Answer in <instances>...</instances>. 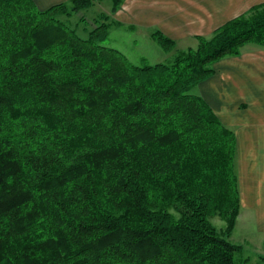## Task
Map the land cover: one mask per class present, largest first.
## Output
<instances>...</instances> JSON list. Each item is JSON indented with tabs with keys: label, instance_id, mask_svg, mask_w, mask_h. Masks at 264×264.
<instances>
[{
	"label": "trees",
	"instance_id": "trees-1",
	"mask_svg": "<svg viewBox=\"0 0 264 264\" xmlns=\"http://www.w3.org/2000/svg\"><path fill=\"white\" fill-rule=\"evenodd\" d=\"M99 1L0 0V264H242L237 139L193 89L264 48V4L136 66L69 23Z\"/></svg>",
	"mask_w": 264,
	"mask_h": 264
},
{
	"label": "crops",
	"instance_id": "crops-1",
	"mask_svg": "<svg viewBox=\"0 0 264 264\" xmlns=\"http://www.w3.org/2000/svg\"><path fill=\"white\" fill-rule=\"evenodd\" d=\"M69 1L34 0L40 10ZM262 4L264 0H126L113 20L134 26L152 44V35L162 33L175 42L177 54L196 49L200 38H211ZM212 68L213 75L194 94L237 139L241 210L231 239L237 229H244L242 264H264V48L247 44L240 56L221 59Z\"/></svg>",
	"mask_w": 264,
	"mask_h": 264
},
{
	"label": "rangeland",
	"instance_id": "rangeland-1",
	"mask_svg": "<svg viewBox=\"0 0 264 264\" xmlns=\"http://www.w3.org/2000/svg\"><path fill=\"white\" fill-rule=\"evenodd\" d=\"M122 6L120 8H122ZM110 7L111 4L108 0L93 3L91 8L83 9L79 12L80 14L77 13L70 18L69 23L74 26V28L77 29V33L83 37L94 27L91 23L97 22L99 24L105 22L109 24L108 40L104 45L120 51L136 66H141L143 64L151 66L169 64L173 60L176 54L175 52H177L175 48L167 51L157 42H153L152 44L149 39H141L139 36L141 32L134 26L124 25L117 20H113V17L117 15L116 13L120 9L113 13ZM82 16H84V20H82ZM195 88L193 91H195ZM235 164L237 166V161H235ZM211 221L218 229L223 230L226 227V223L217 216L213 217ZM245 238L246 232L244 229H237L234 233V239H231V242L241 245L244 244ZM240 255L241 254L237 255L238 259L241 257Z\"/></svg>",
	"mask_w": 264,
	"mask_h": 264
}]
</instances>
